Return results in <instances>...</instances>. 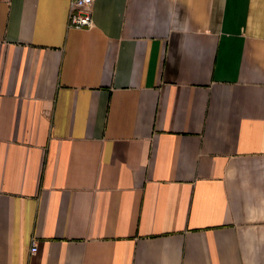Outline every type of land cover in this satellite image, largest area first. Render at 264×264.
Returning <instances> with one entry per match:
<instances>
[{
	"label": "crops",
	"instance_id": "crops-1",
	"mask_svg": "<svg viewBox=\"0 0 264 264\" xmlns=\"http://www.w3.org/2000/svg\"><path fill=\"white\" fill-rule=\"evenodd\" d=\"M69 11L0 0V264H264V0Z\"/></svg>",
	"mask_w": 264,
	"mask_h": 264
},
{
	"label": "built area",
	"instance_id": "built-area-1",
	"mask_svg": "<svg viewBox=\"0 0 264 264\" xmlns=\"http://www.w3.org/2000/svg\"><path fill=\"white\" fill-rule=\"evenodd\" d=\"M70 3L69 27L92 28L94 26L93 5L95 0H68ZM38 251L37 242L32 244L31 253Z\"/></svg>",
	"mask_w": 264,
	"mask_h": 264
}]
</instances>
